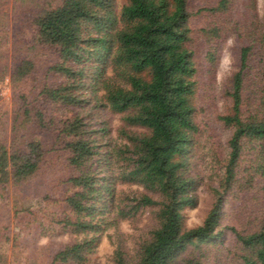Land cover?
<instances>
[{
  "label": "trees",
  "instance_id": "16d2710c",
  "mask_svg": "<svg viewBox=\"0 0 264 264\" xmlns=\"http://www.w3.org/2000/svg\"><path fill=\"white\" fill-rule=\"evenodd\" d=\"M228 41L233 69L218 87ZM4 80L0 203L16 231L0 223V264L17 261V239L33 230L72 237L44 249L41 264H90L120 222L135 233L108 237L110 264H264L256 0H10L0 11ZM105 112L118 120L115 137ZM200 191L210 208L186 228L182 211Z\"/></svg>",
  "mask_w": 264,
  "mask_h": 264
},
{
  "label": "rangeland",
  "instance_id": "374dc122",
  "mask_svg": "<svg viewBox=\"0 0 264 264\" xmlns=\"http://www.w3.org/2000/svg\"><path fill=\"white\" fill-rule=\"evenodd\" d=\"M9 1L10 0H0V11H6L9 8ZM120 0H117L119 2ZM257 5V11L258 14L261 17H264V0H256ZM233 66H232V57L230 54V42H226L220 53L219 57L217 59L216 64V80H217V86L219 87L224 80H226L230 73L232 72ZM11 100H12V94L8 86L7 80H4V82L0 85V137L4 136L6 133L5 130H7L8 121H9V114L11 109ZM216 108L220 110L221 104L216 101L215 103ZM106 119L108 121V133L110 137H115V128L118 126V120L115 116L109 115L107 112ZM30 197H33V193L30 192ZM5 204V203H4ZM0 203V223H7L10 227V231L14 230L16 231V228L13 227L12 222V209L11 206H9L7 203L4 205ZM211 205V197L206 194L203 191H200L197 193V204L192 209H185L182 211V221L186 228H193L195 226L200 225L202 220L204 219L207 211L209 210ZM145 220L143 219L138 228H142L144 226ZM115 232L121 233L123 235L129 236L135 231L131 229V227L125 223L120 222L115 227L107 229L103 235L99 237V240L96 244V247L93 251V253L89 256L88 262L90 264H110L109 257L111 255V252L113 250V246L111 245V242L108 240V237H112V241L115 236ZM31 235L28 239L19 238L17 239V242L19 243V252L17 253V256H20L16 262H13L12 264H24V256L28 257L30 260V257H35L34 260H40L45 259L47 253L44 252V249L47 251L50 248H53V246L57 244H63L72 239L69 235H56V236H50V237H37L36 231L33 230L31 232ZM23 233L19 235V237H22ZM126 242V247H129L130 243L127 239H124ZM9 246V244H8ZM4 250H1V253H3ZM38 252V253H37ZM36 254H39L36 257ZM11 260V257L9 258L8 250L6 254V262Z\"/></svg>",
  "mask_w": 264,
  "mask_h": 264
}]
</instances>
